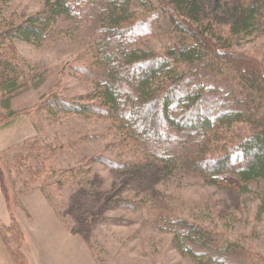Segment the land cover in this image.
Segmentation results:
<instances>
[{"label": "rangeland", "instance_id": "rangeland-1", "mask_svg": "<svg viewBox=\"0 0 264 264\" xmlns=\"http://www.w3.org/2000/svg\"><path fill=\"white\" fill-rule=\"evenodd\" d=\"M146 1L153 7L136 3L135 11L160 17L159 1ZM205 3L208 13L227 21L231 1ZM43 8V0H8L0 17L21 19ZM159 17L138 37V50L159 52L179 42L166 15ZM66 21L41 47L16 42L5 51L29 86L12 102L24 115L0 129V238L14 263L199 264L176 248L170 222L177 219L264 256L263 185L246 187L231 177L209 179L192 168L166 166L110 120L52 117L38 110L40 99L54 93L74 104H92L87 100L93 86L77 71L91 61L93 39ZM234 50L264 61V38L242 37ZM225 72L217 82L236 91V76ZM246 131L242 125L216 129L201 148L207 154L222 150ZM199 149L191 153L197 156ZM29 152L43 157L41 168H32Z\"/></svg>", "mask_w": 264, "mask_h": 264}, {"label": "trees", "instance_id": "trees-1", "mask_svg": "<svg viewBox=\"0 0 264 264\" xmlns=\"http://www.w3.org/2000/svg\"><path fill=\"white\" fill-rule=\"evenodd\" d=\"M43 1L37 14L0 17V121H5L0 129L24 115L13 110L12 102L29 89L24 71L5 51L16 42L41 47L67 20L93 39L91 61L77 68L93 86L94 95L87 100L92 104H74L54 93L40 99L38 110L52 117L110 120L127 140L166 166L264 187V61L234 50L242 37L264 38V0H229L233 9L224 17L228 22L208 13L205 0H158L161 15L179 36V42L159 52L136 48L138 37L159 17L135 11V4L140 8L146 0ZM7 2L0 0V8ZM225 70L236 76L239 90H226L217 82ZM235 125L247 129L245 136L211 154L201 148L211 143L216 129ZM193 148H200L197 156ZM27 158L33 169L41 168L40 154L29 152ZM172 221L176 248L199 264H264V256L219 234L185 220Z\"/></svg>", "mask_w": 264, "mask_h": 264}, {"label": "crops", "instance_id": "crops-1", "mask_svg": "<svg viewBox=\"0 0 264 264\" xmlns=\"http://www.w3.org/2000/svg\"><path fill=\"white\" fill-rule=\"evenodd\" d=\"M0 264H16L11 253L4 247L0 238ZM57 264V263H56Z\"/></svg>", "mask_w": 264, "mask_h": 264}]
</instances>
